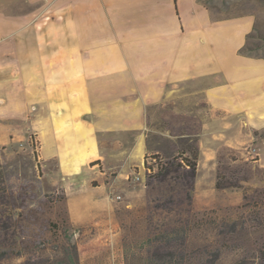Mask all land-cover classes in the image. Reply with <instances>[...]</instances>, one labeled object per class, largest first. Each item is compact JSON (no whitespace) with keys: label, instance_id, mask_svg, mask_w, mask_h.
I'll return each mask as SVG.
<instances>
[{"label":"crops","instance_id":"0c3cea01","mask_svg":"<svg viewBox=\"0 0 264 264\" xmlns=\"http://www.w3.org/2000/svg\"><path fill=\"white\" fill-rule=\"evenodd\" d=\"M255 27L205 0H0V146L32 137L78 234L111 238L97 226L146 187L149 111L184 95L206 104L209 134L264 131V57L241 53Z\"/></svg>","mask_w":264,"mask_h":264},{"label":"rangeland","instance_id":"374dc122","mask_svg":"<svg viewBox=\"0 0 264 264\" xmlns=\"http://www.w3.org/2000/svg\"><path fill=\"white\" fill-rule=\"evenodd\" d=\"M205 2L218 18L255 16L256 27L248 39L246 52L264 57V0H205ZM192 101L182 95L175 102L166 103L149 111L148 140L151 154L148 157L153 164L154 157L167 162L178 158L183 149L193 144L192 140H198L199 147L202 144L200 154L203 152V158L200 175L196 179L194 203L198 212L209 211L210 214H207L200 227L194 230L191 246L184 256H181L184 261H189L188 264H199L200 256L204 253L211 254V245L221 239L213 232V219L216 217L221 221H229L238 212L242 213L239 207L244 203L243 190H218L216 187L218 171L221 170L230 176L232 171L243 167L244 175L249 178L244 186L264 187L262 173L258 171L259 167L264 168V131L257 132V136L249 137L248 141L234 140L238 138L235 132H230L229 135L222 134V126L213 127L209 134V131L205 132V124L210 116L206 104L197 98ZM214 133L219 136L222 134L219 137L221 139L214 138ZM213 147L215 157L212 158ZM233 158H237L238 162L235 163ZM140 177L144 178L141 175ZM4 192L12 194L20 205L25 203L21 211L18 210L22 216L15 218L19 235L17 251H21L23 256H10L0 260V264H27L28 261L42 263L49 259L52 263L60 259L67 249L72 251L73 243L77 245L80 264H109L108 260L106 262L102 260L109 254H102L99 262L97 261L99 255L95 256L96 259L91 256L90 251L98 250V247H108L110 252L113 250L116 253L113 256L114 264H149L145 257L152 252L147 245L142 246L141 240L150 234V227L159 226L163 221L157 216L154 223L150 224L152 200L157 194L149 187L131 196L129 200L131 207L123 205L117 210L120 220L115 226H97L98 229L108 228L116 231L114 230V236L111 238H104L96 243L94 238L89 236L91 233L84 234L82 231L78 234L79 229L72 222L70 214L64 217V205L60 203L64 195L61 190L50 188L44 179L32 137L26 142L0 146V194ZM174 218V215H166L163 219L170 224L174 223ZM254 227L256 226L249 224L248 231L246 229L243 232L241 243L245 250L224 244L221 246L217 264H245V258L252 262V253H258L264 243V230L253 236L251 233ZM87 229L91 230L89 227ZM126 246L133 249L135 257L126 259Z\"/></svg>","mask_w":264,"mask_h":264},{"label":"trees","instance_id":"16d2710c","mask_svg":"<svg viewBox=\"0 0 264 264\" xmlns=\"http://www.w3.org/2000/svg\"><path fill=\"white\" fill-rule=\"evenodd\" d=\"M247 47H244L241 53H246ZM193 144L179 153V157L173 158L167 162H162L154 157V164H157L156 174H147L146 188H151L157 197L152 200V214L150 212V224H153L157 216L163 221L159 226L150 227V231L141 244L143 247H149L145 257L149 264H188L181 256L187 252L191 246L192 233L204 222L208 211L198 212L194 203V192L198 174V161L200 158V147L198 140H192ZM152 158V157H151ZM146 158L145 168L148 167ZM235 163L237 158L232 159ZM245 169L231 172L230 176L221 170L217 174L216 187L218 190L240 189L243 190L244 203L239 209L242 213H237L233 219L221 221L219 218L213 219L214 234L220 237L213 243L211 254H202L199 264H217L221 255V246L224 244L238 250H245L242 245L243 232L248 231V225L253 224V232L256 235L264 230V187L252 188L244 186L249 180L244 175ZM258 171L262 173L264 181V168L259 167ZM60 203L64 205V217H68V208L65 204V197H62ZM15 201L12 194H0V260L10 256H23L19 247V235L17 233V224L15 218L21 217L22 206ZM213 212V211H211ZM215 212H213L214 214ZM166 215H174V223L166 222ZM120 219V215H119ZM69 221V220H68ZM55 226V225H54ZM264 235V233H263ZM262 238V235H261ZM139 242V241H138ZM163 247V249H161ZM32 250V248H31ZM30 250V252H31ZM65 252L60 259L50 263V259L42 263L28 261L27 264H80L77 245L73 243V250ZM136 253L131 247L126 246V259L134 256ZM253 259L245 258V264H264V243L261 245L258 253H252ZM135 257V256H134Z\"/></svg>","mask_w":264,"mask_h":264},{"label":"built area","instance_id":"2783aa9c","mask_svg":"<svg viewBox=\"0 0 264 264\" xmlns=\"http://www.w3.org/2000/svg\"><path fill=\"white\" fill-rule=\"evenodd\" d=\"M32 143H34L35 148L37 150L38 145L36 144L34 139H32ZM153 161L155 162V160H153ZM147 164H148V167H150V168H145V179H146L147 174H156L157 173V166H155L153 163H151L150 159L147 160ZM131 179L132 178L130 177V180ZM133 180L136 183L142 182V178L140 177L139 174H136V176L133 178ZM145 185H146V181H145Z\"/></svg>","mask_w":264,"mask_h":264}]
</instances>
